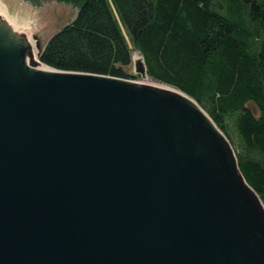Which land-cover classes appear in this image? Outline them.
<instances>
[{
	"label": "water",
	"instance_id": "1",
	"mask_svg": "<svg viewBox=\"0 0 264 264\" xmlns=\"http://www.w3.org/2000/svg\"><path fill=\"white\" fill-rule=\"evenodd\" d=\"M28 52L0 46V264H264V203L198 109Z\"/></svg>",
	"mask_w": 264,
	"mask_h": 264
},
{
	"label": "trees",
	"instance_id": "2",
	"mask_svg": "<svg viewBox=\"0 0 264 264\" xmlns=\"http://www.w3.org/2000/svg\"><path fill=\"white\" fill-rule=\"evenodd\" d=\"M63 1L77 15L48 40L41 62L127 78L124 26L148 74L193 97L227 135L229 115L239 113L238 164L264 203V0Z\"/></svg>",
	"mask_w": 264,
	"mask_h": 264
},
{
	"label": "rangeland",
	"instance_id": "3",
	"mask_svg": "<svg viewBox=\"0 0 264 264\" xmlns=\"http://www.w3.org/2000/svg\"><path fill=\"white\" fill-rule=\"evenodd\" d=\"M1 1L8 9L9 13L17 17L19 23L27 26L26 27L27 29L23 31L22 35L24 40L27 41L28 45L23 44V47L29 50L28 55L30 56V62L33 65H42L43 63H41L38 59H37L38 61H36L35 55L33 54L31 47L29 45L30 38L35 40V46L38 52L37 55L39 56L45 44L48 42V40L55 33L60 31L65 25L71 23L75 19L78 12V8L73 3L63 0H1ZM220 3H221L220 0H215V6H222V4ZM221 10L224 11V8ZM122 28L126 40L131 49L132 62L130 65L124 66V69L129 76L127 78H123V77L120 78H123L130 82L143 81L145 84L144 87H148L146 86L147 83L144 81V79H148L151 82L154 81L166 85V83L155 79L154 77L150 76V74H148L147 77H143L141 73L136 72L135 62L138 59L143 58V56L141 51L134 45L132 38L128 34L125 27L122 26ZM165 92L169 94H174L173 92L170 91H165ZM200 106L208 113L207 108L203 107L201 104ZM248 107L254 112L255 115L260 114V109L255 103L250 102L248 104ZM238 114L239 113H236L234 115H229L227 119L229 135H227L226 132L216 124L214 119L209 114L210 118H212V120L219 128L220 130L219 135L222 141H224L226 148L233 160L236 159L238 160L237 154L239 150V144H238L237 127H236V118L238 117ZM257 195L259 196V194ZM258 207L259 209H261L260 205H258ZM259 215L260 217H264V212L262 209Z\"/></svg>",
	"mask_w": 264,
	"mask_h": 264
},
{
	"label": "bare ground",
	"instance_id": "4",
	"mask_svg": "<svg viewBox=\"0 0 264 264\" xmlns=\"http://www.w3.org/2000/svg\"><path fill=\"white\" fill-rule=\"evenodd\" d=\"M26 27H27L26 25H22L21 23L18 22L16 16H13L12 14L9 13L6 6L0 0V46L8 47L10 49H16L19 46V43L28 45L27 41L24 40L23 35H22L23 31L27 29ZM29 45L36 58L38 56L37 55L38 52L35 46V40L30 38ZM24 61H25V66L27 67L28 71H30L31 73H34L35 71L38 72V70L43 69V68L48 69V67H46L45 65L31 64L28 56L24 57ZM36 61H38L37 58H36ZM144 81L147 83L146 86L150 88H153L156 90H162V91H170V92L178 94L180 97H182V99H185L186 102L190 103L193 107L198 109L202 113V115L205 116V118L208 121V124L213 129H215L217 132H219L218 128L216 127L215 123L210 118L208 113L200 106V104L196 100L185 95L184 92L182 93L181 91H179V89L174 88L172 86L157 83L154 81L151 82L148 79H144ZM130 83L135 85L136 87H143L145 85L143 81L142 82L135 81V82H130Z\"/></svg>",
	"mask_w": 264,
	"mask_h": 264
}]
</instances>
